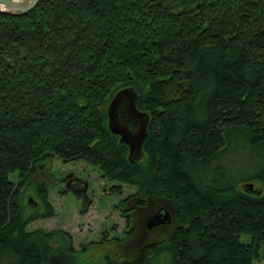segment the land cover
I'll return each instance as SVG.
<instances>
[{
  "label": "trees",
  "instance_id": "1",
  "mask_svg": "<svg viewBox=\"0 0 264 264\" xmlns=\"http://www.w3.org/2000/svg\"><path fill=\"white\" fill-rule=\"evenodd\" d=\"M130 85L150 114L135 162L108 125ZM55 159L96 167L116 182L105 193L134 187L115 204L122 236L106 229L76 246L67 229L29 228L56 213ZM133 203L147 214L171 203L176 224L134 245ZM0 264H264V0H40L0 12Z\"/></svg>",
  "mask_w": 264,
  "mask_h": 264
},
{
  "label": "rangeland",
  "instance_id": "2",
  "mask_svg": "<svg viewBox=\"0 0 264 264\" xmlns=\"http://www.w3.org/2000/svg\"><path fill=\"white\" fill-rule=\"evenodd\" d=\"M50 169L51 173L60 180L50 192L56 213L47 218L34 220L29 228L67 229L73 234L76 246H80L85 241L100 239L106 229L110 231V236L123 235L127 224L126 218L115 204L132 192L134 187L126 185L124 194L105 193L104 190L116 182L105 179L96 167L83 160L64 162L55 159L50 163ZM18 176V171L10 173V178L14 181L18 180ZM255 187H258L256 183ZM153 205L155 210L157 204ZM168 205L171 206V203L163 206ZM145 211L143 210L140 220L136 222L140 239L131 242L134 245L150 240V236L162 237L176 224L174 219L172 224H161L149 230L145 223L152 214L144 213ZM245 237L249 239L248 235ZM128 243L130 244V240Z\"/></svg>",
  "mask_w": 264,
  "mask_h": 264
},
{
  "label": "water",
  "instance_id": "3",
  "mask_svg": "<svg viewBox=\"0 0 264 264\" xmlns=\"http://www.w3.org/2000/svg\"><path fill=\"white\" fill-rule=\"evenodd\" d=\"M40 0H0V12L27 14L39 4ZM138 93L133 86L119 89L108 105V125L110 130L120 136V140L129 146V159L138 161L144 154L143 144L148 137L150 114L137 106ZM254 189V183H246ZM172 210H160L145 223L149 230L172 221Z\"/></svg>",
  "mask_w": 264,
  "mask_h": 264
},
{
  "label": "flooded vegetation",
  "instance_id": "4",
  "mask_svg": "<svg viewBox=\"0 0 264 264\" xmlns=\"http://www.w3.org/2000/svg\"><path fill=\"white\" fill-rule=\"evenodd\" d=\"M72 180V179H71ZM69 184H70V182H69ZM68 184V185H69ZM71 185V184H70ZM133 206L135 207L134 209H136V213H142V211L144 210L142 207H140V206H137V203H133ZM158 207V208H157ZM156 208H155V210H154V208L152 209V208H150L149 207V209H150V213H152V215L154 214V213H157L158 211H160V210H166V209H168V206H157ZM142 208V209H141ZM140 209V210H139ZM153 211V212H152ZM152 215H151V217H152ZM151 217H149V219L151 218ZM148 219V220H149Z\"/></svg>",
  "mask_w": 264,
  "mask_h": 264
}]
</instances>
